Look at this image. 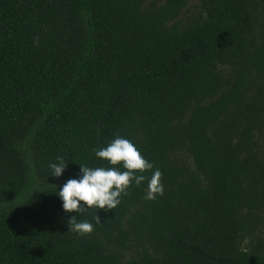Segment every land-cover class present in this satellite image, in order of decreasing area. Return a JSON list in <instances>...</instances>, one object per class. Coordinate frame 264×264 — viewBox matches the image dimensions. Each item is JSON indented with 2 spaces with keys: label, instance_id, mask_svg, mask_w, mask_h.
<instances>
[{
  "label": "trees",
  "instance_id": "obj_1",
  "mask_svg": "<svg viewBox=\"0 0 264 264\" xmlns=\"http://www.w3.org/2000/svg\"><path fill=\"white\" fill-rule=\"evenodd\" d=\"M116 135L163 194L67 231ZM0 264H264V0H0Z\"/></svg>",
  "mask_w": 264,
  "mask_h": 264
},
{
  "label": "clouds",
  "instance_id": "obj_2",
  "mask_svg": "<svg viewBox=\"0 0 264 264\" xmlns=\"http://www.w3.org/2000/svg\"><path fill=\"white\" fill-rule=\"evenodd\" d=\"M94 156L102 163L89 167L79 164L76 177L68 178L57 189L62 212L66 217L67 231L77 235L93 231V224L88 220H77V214L87 209L114 210L120 203L122 194H126L130 185L144 187V198L153 200L163 194L161 172L154 168L139 149L128 138L116 135L106 145L95 148ZM107 165V166H105ZM67 164L61 156L48 167L51 176L60 177ZM150 170V175L144 173ZM75 213V214H71ZM100 222V217H95Z\"/></svg>",
  "mask_w": 264,
  "mask_h": 264
}]
</instances>
